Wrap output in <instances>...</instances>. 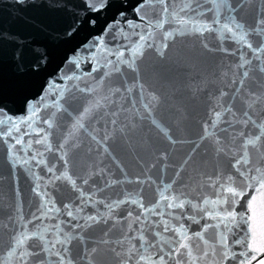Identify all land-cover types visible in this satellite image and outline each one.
Wrapping results in <instances>:
<instances>
[{"label": "snow or ice", "instance_id": "6c2138e0", "mask_svg": "<svg viewBox=\"0 0 264 264\" xmlns=\"http://www.w3.org/2000/svg\"><path fill=\"white\" fill-rule=\"evenodd\" d=\"M0 264H264V0H0Z\"/></svg>", "mask_w": 264, "mask_h": 264}]
</instances>
